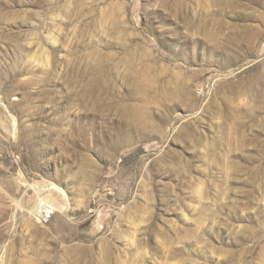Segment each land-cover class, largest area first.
Returning a JSON list of instances; mask_svg holds the SVG:
<instances>
[{"label": "rangeland", "instance_id": "rangeland-1", "mask_svg": "<svg viewBox=\"0 0 264 264\" xmlns=\"http://www.w3.org/2000/svg\"><path fill=\"white\" fill-rule=\"evenodd\" d=\"M0 264H264V0H0Z\"/></svg>", "mask_w": 264, "mask_h": 264}, {"label": "built area", "instance_id": "built-area-1", "mask_svg": "<svg viewBox=\"0 0 264 264\" xmlns=\"http://www.w3.org/2000/svg\"><path fill=\"white\" fill-rule=\"evenodd\" d=\"M56 213L57 210L54 205L46 199L39 200L34 210V216L40 226H48L51 224Z\"/></svg>", "mask_w": 264, "mask_h": 264}, {"label": "bare ground", "instance_id": "bare-ground-1", "mask_svg": "<svg viewBox=\"0 0 264 264\" xmlns=\"http://www.w3.org/2000/svg\"><path fill=\"white\" fill-rule=\"evenodd\" d=\"M53 204V203H52Z\"/></svg>", "mask_w": 264, "mask_h": 264}]
</instances>
